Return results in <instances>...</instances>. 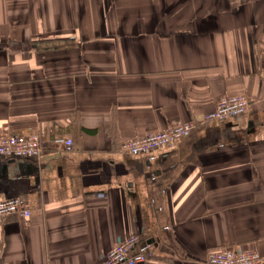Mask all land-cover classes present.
Wrapping results in <instances>:
<instances>
[{"label": "crops", "instance_id": "1", "mask_svg": "<svg viewBox=\"0 0 264 264\" xmlns=\"http://www.w3.org/2000/svg\"><path fill=\"white\" fill-rule=\"evenodd\" d=\"M225 94L248 110L204 121ZM189 121L173 144L122 148ZM6 125L41 152L0 156V200L31 209L4 217L0 264H99L132 235L144 264L264 258V0H0Z\"/></svg>", "mask_w": 264, "mask_h": 264}, {"label": "built area", "instance_id": "2", "mask_svg": "<svg viewBox=\"0 0 264 264\" xmlns=\"http://www.w3.org/2000/svg\"><path fill=\"white\" fill-rule=\"evenodd\" d=\"M254 1V0H240ZM250 106V99L244 94H225L217 101L216 109L205 116L204 121L225 119L244 114ZM200 124L189 121L181 122L170 128L150 132L145 136L126 140L122 148L132 153L146 152L151 149L173 144ZM41 139L38 133L19 135L6 125L0 133V156L5 158H28L41 152ZM55 143L71 147L73 140L57 136ZM16 214L22 218L31 215L27 202L20 197L0 200V225L7 215ZM151 245L139 244V237L132 235L114 245L99 264H144L148 260ZM263 256L255 249H237L223 247L210 252L208 264H262Z\"/></svg>", "mask_w": 264, "mask_h": 264}]
</instances>
